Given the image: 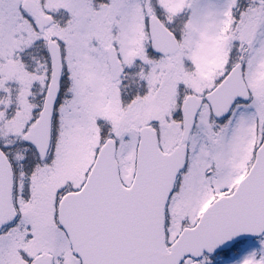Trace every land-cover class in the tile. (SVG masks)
Here are the masks:
<instances>
[{
  "label": "snow or ice",
  "instance_id": "obj_1",
  "mask_svg": "<svg viewBox=\"0 0 264 264\" xmlns=\"http://www.w3.org/2000/svg\"><path fill=\"white\" fill-rule=\"evenodd\" d=\"M0 264H264V0H0Z\"/></svg>",
  "mask_w": 264,
  "mask_h": 264
}]
</instances>
